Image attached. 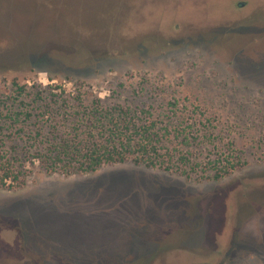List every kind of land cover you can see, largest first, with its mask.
<instances>
[{
	"label": "rangeland",
	"instance_id": "1",
	"mask_svg": "<svg viewBox=\"0 0 264 264\" xmlns=\"http://www.w3.org/2000/svg\"><path fill=\"white\" fill-rule=\"evenodd\" d=\"M14 84L150 107L172 163L34 162L0 188V264H264V0H0Z\"/></svg>",
	"mask_w": 264,
	"mask_h": 264
},
{
	"label": "trees",
	"instance_id": "2",
	"mask_svg": "<svg viewBox=\"0 0 264 264\" xmlns=\"http://www.w3.org/2000/svg\"><path fill=\"white\" fill-rule=\"evenodd\" d=\"M14 87L0 99V188H22L34 162L47 175H83L125 162L170 170L168 131L150 120V107L105 105L92 92L66 93L62 86Z\"/></svg>",
	"mask_w": 264,
	"mask_h": 264
}]
</instances>
